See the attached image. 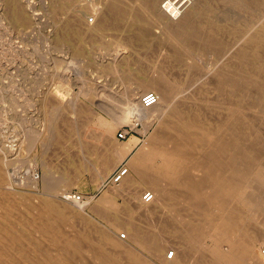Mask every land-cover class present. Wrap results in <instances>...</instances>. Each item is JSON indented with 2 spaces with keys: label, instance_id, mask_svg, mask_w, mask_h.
Wrapping results in <instances>:
<instances>
[{
  "label": "bare ground",
  "instance_id": "obj_1",
  "mask_svg": "<svg viewBox=\"0 0 264 264\" xmlns=\"http://www.w3.org/2000/svg\"><path fill=\"white\" fill-rule=\"evenodd\" d=\"M34 1L31 5L24 0H3L2 3L0 2L2 4V12L0 11L3 16L2 20L10 23L16 30H20V28L27 29V27H29V32H31L32 30L30 27L32 25L36 27L34 24L43 17L41 13L32 11ZM40 1L42 2L43 0ZM44 1L51 3V5L49 4L50 7L55 4L53 0ZM55 1L57 2L58 0ZM214 2H219L224 9H226L225 6L228 5L234 10L235 15L225 14L223 10L221 12V9H219L222 7H219L218 9L220 11L218 12L221 13L223 18L221 20L216 19V16L211 15V13L216 10L212 7ZM63 5H65L64 9L68 11L66 19L73 27L72 29H68L70 33L67 36L65 35V40H73V38H76V41L73 42L75 44L73 49L74 54L72 53L75 58L74 61L80 64L85 61L89 63L92 62V59L93 61L96 59L97 62L94 64L99 70L120 79L122 81L120 84H122L123 87L124 84H126V86L125 89L122 88L120 91L118 90L119 92L116 91L115 88L114 90L112 89L114 91V94L111 96L112 98L108 96L103 99V90L108 86L90 82L85 78L86 75L85 77L83 76L84 78L81 75L80 92L89 94V96L95 93V96H92V98L88 100L91 102L89 105L90 108L83 109L86 106L77 107L78 105H76V103L79 100L76 101V95L74 98L71 97L64 102L59 95L54 93L56 97L53 94L54 97L51 95V98L55 99L50 98L49 100L50 105H52V111L50 112V121L48 118L47 120L49 123L45 125L46 133L40 132L43 131L41 129L39 131L40 133L36 135L33 132L35 134L33 135L30 129L29 131L27 130L23 133L24 136L22 139V142H25V146L28 148L30 144L34 145L37 140L40 142V145L44 147H47V143L49 142L55 149V147L57 148L59 146L65 147L69 141H73V143L77 145L78 151L83 153L81 162H83L82 166L84 169L81 170V172H88L92 178L91 181H96V184L102 186L105 184L106 177H108L107 175L110 170L114 168L115 163L122 160L130 153L131 142L121 144L111 150L107 142L112 139V130L110 129L109 131L108 129L105 142H103L102 145L94 144L91 141L82 143L83 139L81 140V136L89 124L96 126L98 123L102 124V126H107V119L102 116L103 113L101 115L98 111L109 114V119L111 117L114 118L116 123L129 122L130 126L134 129H136V125L139 123L144 127V131L152 128L154 124L155 127L147 136L144 145L131 155L126 163L127 167H123L126 171L123 174L119 171V178L117 180L112 177V180L109 181V183H111L109 189L103 191L99 199H93L95 202L92 200V203H89L90 199L89 202L80 204L72 203L70 205L64 203V201L62 202L52 198L53 195L50 193H67V189L72 185L74 179L76 182L80 179L77 178L76 180L78 175H75L76 177L70 180L69 178H65L69 176L65 174L66 176L64 178L60 177L61 183L59 179V183L57 182L58 184L53 186L52 189L48 188V190H46L49 193L47 197L45 196L37 199L40 204L38 207L35 206L37 208H33V210H31L32 206L29 205H21L23 206V208H21L19 201H22V199L20 198L21 196L18 197L17 195V188L27 183V175L23 178L21 177L22 179L20 181L19 179L18 181L14 179L15 177L13 176L15 174H13V169H18L17 166L19 167L24 159L22 158V160L19 158L21 155L14 157L15 154L11 155L12 150L10 151V149L8 150L7 148L6 150L10 151L11 154L8 155L9 157L3 156V153L7 151L3 152V145H1L0 264H219L218 261L221 258L224 260L225 264H262L260 260L257 261L258 258L255 256V245L256 243L264 241V209L256 210L257 208L255 207V212L257 214L254 217V224L252 223L250 224L252 226H247V224H249L247 223V214H243L242 211L235 208L233 201L236 196H239L244 205L257 206L260 199L262 201L264 200V163L256 159L258 150L260 147L263 148L264 145L254 142L257 139L255 136L256 132L254 129L253 131L249 130L251 128V126L249 127L251 119L244 116L243 112L247 106L242 102L243 96L249 95L250 88L254 87L253 90H255L258 86L264 85V82L261 81L263 79L259 78L260 80H258V66L264 70L262 67L264 66V54H261L262 56L259 55V51L260 53H264V51L259 50L264 44V22H258V11L260 7L261 9L264 8V0H70L68 4L64 3ZM45 6L44 4L42 7ZM62 7L61 5V8ZM54 10L57 11V8ZM87 14L93 15L92 22H88V20L85 19ZM261 20L264 21V19ZM39 23L40 22H38V24ZM63 23H65V21ZM68 23L67 27L69 26ZM51 24L53 25H51L53 30L51 33L47 34V39H55L59 37L58 33L62 32H56V27H58L60 23L58 24V22L53 20ZM239 25L241 29H239ZM152 29H156L160 32L158 36L160 39L166 42L169 41L171 44H175V46L178 47L179 52L177 54L185 56V61H187L185 70L188 73L195 67V62L193 60L196 55L199 56L207 53L214 56L210 59L211 61L205 68V76L202 78L201 83H186L187 80L184 79L187 77H183L184 81L179 83L176 81L170 82L168 80H165V82L159 79L160 75L155 76V74L151 72V69L150 71L147 70L148 72L137 69V71L135 70L137 72H135L136 75L130 76L131 79L134 78L136 80L135 82L132 80L135 86L131 87V80L129 79L130 81H127L128 77L125 76V72L123 73L121 69L128 65L130 59L133 58L131 57V51L133 49L130 50L129 48H125L127 45H121L119 47L116 45L115 48V45L111 43H108L106 46L102 44L100 47L97 43L98 40L95 38L99 37L101 40L102 37H109L111 34L109 33L110 31L118 30L121 32L120 35H123V38L120 36L123 41H114V43L120 42L127 44L124 40L126 38L129 40L132 36L134 39L137 37L139 41L140 39L142 41H148V39H150L149 37L152 36L150 34ZM235 30L240 33L237 35L235 33L234 35ZM133 31L136 32L134 33ZM123 32L127 33L122 34ZM0 33H2V31ZM43 33L45 34V32ZM221 33L226 36L227 34L234 35L233 44L232 42L227 43L225 48L223 45V50L220 49L221 42L218 38ZM154 34H157V32ZM230 38L232 40L231 36L229 39ZM258 44L261 45L259 46ZM176 47H174V51L177 50L175 49ZM130 48L132 47L130 46ZM162 53L163 52H161V54ZM167 55L165 58H167ZM162 57H160L161 59L158 58L162 61ZM170 58L172 59V57ZM67 61L68 60H66V62ZM72 61L70 60L68 62L73 64L74 61ZM170 61L171 60H169V62ZM153 62L155 61L153 60ZM176 62H178V60H176ZM192 62H194V65ZM163 65H165V63ZM52 66L50 71L46 68V73L57 76V79L64 80L66 82L64 84L65 86H70L68 83H72L74 80L73 78H77L76 76L69 77V74L66 75L62 67L57 65ZM82 67H75V69H81L82 72L78 70L76 72L78 74H76L75 71L74 73L76 75H79L80 72L84 73ZM134 67L137 68V66ZM151 68L155 67L153 66ZM195 68L199 69V67ZM71 73L74 74L73 72ZM164 74H166V71ZM199 74L201 73L199 72ZM44 76L46 77V75L42 77ZM191 76H188L189 79L194 77ZM196 78L195 76V79ZM36 82H38V80ZM198 83L200 85H198ZM210 85H214L213 88L215 87L219 95H224L225 98H231L233 96L241 98L239 101L236 100L237 103L234 101L233 105L235 106H232L233 108L231 107L230 113L229 111H227L228 114L226 113L228 116L221 114L217 115V117H211L213 114L208 115L197 102L191 103L196 100V98L193 97L194 95H190V97L192 96L191 98L189 96L186 97L191 93H189L190 90L195 92L197 86L203 89L206 86L212 88ZM15 87V85L10 86V95L1 94V98L3 99L6 96L9 98V101L17 105L18 102H16V99L19 94L17 95L18 92L15 91ZM108 88L111 89L110 85ZM113 91H111V93H113ZM148 92H153L157 98L156 101L160 102V104L161 102L163 104L160 96H163L162 93L166 95V102L163 105L161 104L163 108L160 111H157L153 104L147 107L141 104V97ZM200 92L196 90L195 95L197 96V93ZM202 97L204 96H201V98ZM186 98H190V101ZM206 100L208 101V99ZM217 104H219V106H224L226 101L221 100ZM91 105L94 106V108ZM75 112L76 115L78 112L83 113L82 115H77L79 118L75 122L72 121L73 123L71 124L69 121L72 115L69 116V114L73 113V115H75ZM63 113L68 114L69 121L65 118L60 119ZM51 117L53 119H51ZM48 121L45 120V122ZM0 122L3 123L2 120ZM17 126L19 127V125ZM94 133L93 130H91L88 133V138H93ZM246 135L254 142V146H249L250 151H253L251 153L252 155H250V153L248 154V161L252 160V163L245 160V158H247L246 155H244L245 158L235 157V155L243 154V151L238 149L236 154H234V149L239 148V146L232 147L233 144L230 143V139H233V141L242 140ZM250 138L248 140H250ZM30 141L31 143L29 144ZM83 142L85 141L83 140ZM237 143H239V141ZM69 146L71 147V145ZM69 146L67 145V147ZM42 149L44 151L43 147ZM51 149L49 148V151ZM143 150L146 152H143ZM45 152L46 150L44 153ZM71 152L73 151L71 150ZM19 153L16 154L18 155ZM6 154H9V152ZM42 155L43 154H41V156ZM68 158L69 157H67V159ZM42 159L43 158H41V161ZM155 160H158V162L156 161L157 164ZM25 163L27 162L25 161ZM40 165L42 171L46 170L48 166L47 162H42ZM223 165L225 167H223ZM129 170L130 172H128ZM131 171L134 175L136 174V177L133 176ZM48 172L55 175L54 172L56 173V170L55 168L48 167ZM40 173L41 172L32 170L31 177H28L32 179V181L28 182L33 183L32 185H34V187L37 182L42 181ZM41 174H43V172ZM49 177H52V175L48 176V179L45 178L50 180ZM24 178H26V180ZM55 180L53 179L52 181L54 182ZM47 184L49 186V183H46L45 186H47ZM116 187L122 188L117 189ZM145 188H148V193L151 194V198L148 201L142 198V191ZM125 194L126 197H128L124 198L126 200V205L119 207L114 203L113 198H115L116 195L121 197ZM77 195L79 194L66 195L65 197L77 201L81 199L80 195L78 198L76 197ZM66 198L64 199L66 200ZM23 200L31 202L29 198H23ZM32 205L36 204L33 203ZM88 205L90 209L92 208V210L95 211V214L106 218L105 220L103 219L105 221L103 225L113 227L112 230L116 231L118 234L124 233V238L121 236H110L108 233L112 230L91 227L93 236L96 235L92 238V235L90 237L87 234L89 231L85 232L81 230V227L78 228L79 226L77 227V223L74 219L76 216L83 214ZM177 205L183 206L186 212L183 211L184 213L178 214ZM252 209L254 208L252 207ZM30 210L34 212H30ZM192 210L198 211L199 214L197 215L205 219L201 221V223L195 222V219L192 217L195 216V214H190ZM139 211L144 213V215L154 214L159 211L170 212V215L178 220L180 226L177 227L179 229H175V227L172 232H169L173 234L172 237H168L169 235H165L166 233L158 234L157 232L153 234L147 232L139 228L137 226L138 223L133 219L128 218V213ZM141 219L143 218L141 217ZM77 220L79 221V219ZM156 220L158 221V219ZM144 227L145 226L142 228ZM204 238L212 239L214 242L212 250L220 254L219 259L213 257L214 259L210 260L205 255L207 252H202V240ZM220 242H227L229 244V253L223 254L219 251L218 247ZM140 249L143 250L142 252H145L146 258L137 252V250L140 251ZM261 250L258 256L261 255L260 253L262 252L264 255V244ZM169 252L172 253L171 256H168ZM262 257L263 256H261V260L263 261L264 258Z\"/></svg>",
  "mask_w": 264,
  "mask_h": 264
},
{
  "label": "rangeland",
  "instance_id": "obj_2",
  "mask_svg": "<svg viewBox=\"0 0 264 264\" xmlns=\"http://www.w3.org/2000/svg\"><path fill=\"white\" fill-rule=\"evenodd\" d=\"M3 1V0H2ZM2 1H0L2 3ZM24 1H27L29 4H31L34 0H24ZM38 1V2H37ZM44 1V0H43ZM42 1V2H43ZM40 0H35L34 1V5L32 7V11L34 12H38V13H41L43 15V17L41 19H39L38 22H40L38 24V22H36L34 25H36V27L33 25L30 27V30L31 32H29V27L26 28H20L19 29H15L10 23H7V22H4L2 20L3 16L1 14L2 10H1V7H2V4L0 3V32L2 31V33H0V121L2 120V122H0V146H2V149H3V152L7 151L6 153L9 152V154H6V153H3V156H7L9 157L8 155H14V157H18L20 156L19 158L20 159H24V161L21 162L20 166L16 169H13V176L15 177L14 179H16L19 181L25 177L26 175V178L28 179V181H32V179L28 178L30 175H31V171L34 170V171H38V172H43V174L40 173V176H41V180L42 181H39L37 182V184H35V187L34 185H32L33 183H29L27 181V183L25 184H22V186H20L19 188H17V195L18 197L21 196L20 198L22 199V201H19V204H20V207L23 208V206L25 205H29V206H32V209H36L40 202L37 200L38 198L40 197H47L49 195V193L46 191L48 190V188L52 189L53 186H55L56 184L59 183V179H60V183H61V178H64L67 174L69 176L65 177V178H69L70 180L72 179L73 180V177L75 178L77 175L78 177H76V180L77 178L80 180H77L78 182H72V185L70 187H68L67 189V193H50L52 194L53 196H56V197H53L52 195V198L54 199H58L59 201H64V203L66 204H72V203H83V202H90L89 203H92V200H97L99 199L102 194H103V191H105L106 189H109L111 183H109V181L112 180L111 176L114 175V173L119 170V169H122L124 166H126V163L127 161L129 160V158L131 157L132 154H134L135 152H137L143 145H144V141L146 140L147 136L152 132V130L154 129L155 127V124L152 125V128H150L149 130H146L144 131L145 129H143L144 127H142V125L139 123L136 125V129L132 128L130 126V123L129 122H122V123H118V125L116 126V120L114 118H110V116H108L109 114L105 113V112H102V111H98L101 115L103 113V117L107 119V126H102V124H98L95 126L93 124H89L87 129L84 131V135L82 134L81 136V140L83 139L85 142H83L82 140V143H87L89 141H91L92 143L94 144H97V145H102L103 142H105V139H106V135L108 133V129L110 131V129L112 130V139L111 140H107L108 144L110 145V149L113 150L115 149L114 147H117L121 144H126V143H129L131 142V151L128 155H126L122 160L120 161H117L115 163V166L114 168H112L110 170V172L108 173V177H106L107 179L105 180V184L100 186L98 184H96V181H91V176L88 172L86 171H82L84 168H83V162H81V158L83 156V153H81V151H78L77 149V145H75V143H73V141H69L65 147L63 146H59V147H55L54 149V146H51V144L48 142L47 143V147L45 148L43 145H40V142L36 140V143H34V145L30 144L31 141L29 142L30 146L27 148L25 146V142L23 143L22 142V139H23V133L26 132L27 130L29 131L30 129V132H34L36 135L37 133H40V132H45V125L47 123H49L50 121V115H51V106L50 105V98H51V95L52 97H56V95H59L60 98H62V100L65 102L67 101L69 98H74L75 95V99L77 101L76 105H78L77 107H85L83 109H89L90 108V101L89 98H92V96H95V93L94 94H84L83 92L81 93L80 92V82L82 79L83 76L86 77L88 79V81L90 82H95V84H103L102 86H108L110 85L111 89L110 88H106L103 90V99L107 98L108 96H112V94H114V88L116 91H120L122 88L125 89V86L126 84H124V87L122 86V84H120L122 81L118 78H115L114 76H112L111 74L109 73H105V72H102L101 70H99L97 68V66L94 64L96 61V59L93 61L92 59V62H83V63H76V61H74V55H72L73 53V49H74V43L76 41V38H73V40H65L66 36L69 35V31L68 29H72V25L68 23L67 21V15H68V11L66 9H64L65 5H63L64 3L68 4L70 2V0H58L57 2L55 0H53V2L55 3L53 6L50 7L51 3H47V2H43L42 3ZM52 2V1H51ZM63 2V4H62ZM57 3V4H56ZM37 4V5H36ZM40 4V5H39ZM44 4L46 5L45 7H42L44 6ZM50 4V5H49ZM32 5V4H31ZM49 5V6H48ZM57 5V6H56ZM61 5L63 6L61 8ZM213 8H215L214 12L211 13V15L213 16H216L215 18L218 19V20H221L223 17L221 15L219 9H221V12L222 10L224 11L225 14H229V15H235V12L234 10L229 7L228 5L225 6L226 9H224V7L219 3V2H214L212 4ZM221 5V6H219ZM35 6V7H34ZM217 8H216V7ZM39 7V8H38ZM44 9H42V8ZM219 7H222V8H219ZM264 7V6H263ZM57 8V11H55L54 9ZM60 8V9H59ZM219 8V9H218ZM35 9V10H34ZM63 9V10H62ZM264 10V8H262ZM261 9L260 7V10L258 11V22H264L263 20L261 19H264V11ZM45 10V11H44ZM53 10V12H52ZM44 11V12H43ZM217 11V12H216ZM230 11V12H229ZM50 12V13H49ZM67 12V13H66ZM216 13V15H215ZM47 14V15H46ZM51 14V15H50ZM50 15V16H49ZM65 15V16H64ZM88 16V17H87ZM243 16V15H242ZM241 16V17H242ZM58 17V18H56ZM60 17V18H59ZM62 18V19H61ZM92 18H93V15L91 14H87L85 16V19L88 20V22H92ZM51 19V20H50ZM56 21L58 22V27H56V32H61V33H58L59 34V37H56L55 39H47L46 36L47 34L51 33L52 30H53V25L51 24L52 22ZM61 20V21H60ZM52 21V22H51ZM65 21V23H63ZM67 23H68V27H67ZM5 24V25H4ZM63 24V26H62ZM52 25V26H51ZM121 25V24H120ZM4 26V27H3ZM240 26V25H239ZM238 26V27H239ZM62 27V28H61ZM3 28H4V32H3ZM7 28V29H6ZM11 28V29H10ZM42 28V29H41ZM45 30H44V29ZM49 28V29H48ZM121 28V27H120ZM16 31H15V30ZM25 29V30H24ZM36 29V30H35ZM239 29H241V26L239 27ZM237 29V30H239ZM23 30V31H22ZM59 30V31H58ZM154 32H153V31ZM150 34L152 35L151 37H149L150 39H148V41H142L140 39V41L137 39V37H134L129 40H127L128 38H126L124 41L127 42V44H124V43H114V41H123V35H120L121 32L118 31V30H112L110 31L109 33H111L108 36H105V37H102L101 40L99 37H95L96 40H98V46H106L108 43L110 44H114L115 45V48H116V45L117 47L119 46H126L125 48H129L131 51V57H133L132 59H130V62L128 65H126L125 69H121V71L123 70V73L125 74L126 77H128L127 81L129 82L130 80V86L131 87H134L135 84L134 82L136 81L134 78L131 79L130 76H134L136 75V71L137 69H141L143 71H150L151 69V72H153V74H155V76H159L158 78L160 80H168L170 82H174L176 81L177 83L179 82H182L184 80H187V82L189 83H201L202 81V78L205 76L204 73H205V68L207 67L208 63L211 61L210 59H212L214 56L211 55V54H203V55H196L195 56V59L193 60L195 62V67H199L198 68H193L192 71H190V73H188L185 69H186V64H187V61H185V56H181L180 54H177L179 51H178V47L175 46V44H171L169 41H165V40H162L160 39L158 36L160 35V32L158 30H154L152 29ZM237 30H235L234 32V35L236 33L239 34L240 32H236ZM28 31V32H27ZM35 31V32H34ZM66 31V32H65ZM7 32V33H6ZM19 32V33H18ZM23 32V33H22ZM37 32V33H36ZM45 32V34L43 33ZM134 33L136 31H133ZM153 32V33H152ZM155 32H157V34H154ZM19 35H18V34ZM114 33V34H113ZM127 32H123L122 34H126ZM32 34V35H31ZM38 34V35H37ZM219 34L220 37L219 40L221 42V47L220 49L223 50V45H224V48L225 46L227 45V43H230L232 42L233 44V37L234 35L232 34H227V36L225 34ZM27 37H26V36ZM44 35V36H42ZM61 35V36H60ZM66 35V36H65ZM114 37H113V36ZM217 35V36H219ZM229 35V36H228ZM120 36L122 38H120ZM232 37V40L231 38L229 39V37ZM39 37V38H38ZM42 37V38H41ZM44 37V38H43ZM75 37V36H74ZM31 38V39H30ZM33 38V39H32ZM38 38V39H37ZM223 38V39H222ZM108 39V40H107ZM222 39V41H221ZM228 39V40H227ZM36 40V41H35ZM49 41V42H48ZM47 42V43H46ZM141 42H144V43H141ZM146 42V43H145ZM22 43V44H21ZM46 45H45V44ZM68 43V44H67ZM134 43V44H132ZM137 43V44H136ZM170 43V44H169ZM42 44V45H41ZM48 44V45H47ZM66 44V45H65ZM23 45V46H22ZM61 45V46H60ZM259 46L261 44H258ZM264 45V44H263ZM263 45L262 47H260L259 50L261 51H264V48H263ZM44 46V47H43ZM66 46V47H65ZM130 46L132 48H130ZM24 47V48H23ZM43 47V48H42ZM53 47V48H52ZM65 47V48H63ZM174 47H176L174 51ZM21 48V49H20ZM26 48V50H25ZM45 48V49H44ZM58 48V49H57ZM163 48V49H162ZM262 48V49H261ZM135 49V50H134ZM139 49V50H138ZM7 50V51H6ZM25 50V51H24ZM58 50V51H57ZM68 50V52H67ZM70 50V51H69ZM172 50V51H171ZM258 50V51H259ZM18 51V52H17ZM25 53H23V52ZM54 51V52H53ZM143 51V52H141ZM166 51V52H165ZM169 51V53H168ZM177 51V52H176ZM5 52V53H4ZM7 52V53H6ZM43 52V53H42ZM62 52V53H61ZM161 52H163L161 54ZM60 53V54H59ZM141 53V54H140ZM158 53V54H157ZM167 55V58L166 55ZM173 53V54H172ZM175 53V54H174ZM21 54V55H20ZM64 54V55H63ZM74 54V53H73ZM140 54V55H139ZM264 53H260L259 51V55L262 56ZM165 55V56H164ZM174 55V57H173ZM205 55V56H204ZM5 56V57H4ZM66 56V57H65ZM140 56V57H139ZM163 56V57H162ZM172 57V59L170 57ZM203 56V57H202ZM24 57V58H23ZM61 57V58H60ZM130 57V58H131ZM145 57V58H143ZM160 57H162V61L159 59ZM178 57V58H177ZM199 57V59H198ZM264 57V55H263ZM23 58V59H22ZM45 58V59H44ZM54 58V59H53ZM56 58V59H55ZM64 58V59H63ZM74 62L72 61V59ZM180 58V59H179ZM182 58V59H181ZM158 59V60H156ZM165 59V60H163ZM175 59V60H174ZM51 60V61H50ZM65 60V61H64ZM66 60L68 61H72V63H69L68 61L66 62ZM146 60V61H145ZM153 60L155 62H153ZM169 60H171L169 62ZM176 60H178V62H176ZM50 61V62H49ZM157 61V62H156ZM184 61V62H183ZM189 61V59H188ZM27 62V63H26ZM32 62V63H31ZM49 62V63H48ZM58 64H57V63ZM167 62V63H166ZM186 62V63H185ZM194 62L193 65H194ZM207 62V64H206ZM45 63V64H44ZM92 63V64H91ZM165 63V65H163ZM184 63V64H183ZM85 64V65H84ZM136 64V65H135ZM150 64V66H149ZM52 65H57L59 67H62V69H64V73L67 75L69 74V77H74L76 76L77 78H73V82L71 83H68L70 86H65L64 84L66 83L64 80H59L57 79V76H54V75H51L49 73H46V68L48 71H50V68H52L53 66ZM65 67H64V66ZM77 65V66H76ZM83 67H82V66ZM161 65V66H159ZM198 65V66H197ZM204 65V66H203ZM206 65V66H205ZM51 66V67H50ZM83 69V72L84 73H81V69H77V68H81ZM134 66H137L134 67ZM147 66V67H146ZM155 67V68H151V67ZM168 66V67H166ZM10 67V68H9ZM17 67V68H16ZM75 67H77L75 69ZM141 67V68H140ZM159 67V68H157ZM258 80L260 79H263L264 80V70H262V68L260 66H258ZM263 69H264V66H262ZM45 68V69H44ZM149 68V69H147ZM24 69V70H23ZM87 69V70H86ZM89 69V70H88ZM91 69V70H90ZM146 69V70H145ZM153 69V71H152ZM155 69V70H154ZM164 69V70H163ZM182 69V70H181ZM204 69V70H202ZM41 70H42V73H41ZM78 70H80L81 74L79 73V75H76L78 73H76ZM136 70V71H135ZM186 72H185V71ZM19 71V72H18ZM75 71V73H74ZM86 71V72H85ZM147 71V72H148ZM156 71V72H155ZM166 71V74H164ZM201 74H199V72ZM204 71V72H203ZM263 71V72H262ZM28 72V73H27ZM45 72V73H43ZM71 72H73L74 74H72ZM89 74H88V73ZM132 72V74H131ZM134 72V73H133ZM136 72V73H135ZM164 72V73H163ZM170 72V73H169ZM174 72V73H173ZM185 72V73H184ZM2 73V75H1ZM11 73V74H10ZM87 73V74H86ZM181 73V74H180ZM188 73V74H187ZM7 74V75H6ZM30 74V75H28ZM46 75L45 79L44 77H42L43 75ZM93 74V75H92ZM163 74V75H162ZM169 74V75H168ZM171 74V75H170ZM185 74V75H184ZM197 74V75H196ZM199 74V75H198ZM20 75V77H19ZM49 75V76H48ZM82 75V77H81ZM165 75V76H164ZM192 75V76H191ZM80 76V77H79ZM188 76H191L193 78H190ZM195 76L197 77L195 79ZM263 76V77H262ZM7 77V78H6ZM13 77V78H12ZM25 77V78H24ZM28 77V78H27ZM83 77V78H84ZM95 77V78H94ZM171 77V78H170ZM186 79H184V78ZM31 78V79H30ZM64 78V77H63ZM79 78V79H78ZM101 78V79H100ZM165 78V79H164ZM199 78V79H198ZM260 78V79H259ZM44 79V81H43ZM85 79V80H87ZM130 79V80H129ZM184 79V80H183ZM8 82H6V81ZM38 80V82L36 81ZM42 80V82H41ZM119 80V81H118ZM134 82H133V81ZM172 80V81H171ZM198 80V81H196ZM263 80H261L262 82H264ZM104 81H105V84H104ZM118 81V82H117ZM165 81V82H166ZM195 81V82H194ZM13 82V83H12ZM16 82V84H15ZM175 82V83H176ZM28 83V84H27ZM36 83V84H35ZM124 83V82H123ZM198 83V85H200ZM39 84V85H38ZM94 84V85H95ZM107 84V85H106ZM116 84V85H115ZM119 84V85H118ZM15 85V91H17V95H18V98L16 99V102H18V104L16 105L15 103H12L11 101H9V98H7L5 96V98H1V94H8L10 95L9 93L10 92V86H13ZM79 85V86H78ZM189 85V84H188ZM18 86V87H17ZM34 86V87H33ZM65 86V87H64ZM101 86V88H102ZM212 88L213 86L210 85ZM37 87V88H36ZM121 87V88H120ZM201 88V89H199ZM210 88L209 86H206L204 89L200 86H197V88H195V92H192L191 90L189 91V93H193V94H189L187 95L186 97H190V95H194L193 97L196 98V100L192 101L191 103H195L197 102L199 104V106L203 107V109L206 111V113H208V115H211L212 116H215L217 117V115H221L223 114L224 116H228L226 115V113L228 114L227 111H229L230 113V110H231V107L235 106L233 105L234 101L235 103H237V101L241 100V98L237 97V96H233L231 98H225L224 95H219L218 93V90H215V87L212 89ZM78 89V90H77ZM107 89V91H106ZM113 89V90H112ZM123 89V90H124ZM202 91V92H200ZM207 89V91H206ZM210 89V90H209ZM253 88H250L249 90V95H246V96H243V99H242V102L244 104H246L245 106H247V108L245 109V111L243 112L244 116L248 117L251 119L250 121V125L249 127L251 126V128L249 130H252L253 129L255 130V136H256V141H254L255 143L257 142L258 144H262L264 145V85L263 86H258V90L255 89L253 90ZM29 90V91H28ZM122 90V91H123ZM196 90L197 92H200V93H197V96L195 95L196 93ZM20 91V92H19ZM23 91V92H22ZM45 91V92H44ZM110 91V92H109ZM111 91H113V93H111ZM118 91V92H119ZM121 91V92H122ZM204 91V92H203ZM253 91V93H252ZM259 91V92H258ZM30 93V94H29ZM56 95H55V94ZM188 93V92H187ZM218 93V94H217ZM54 94V96H53ZM106 94V95H104ZM199 94V96H198ZM202 94V95H201ZM206 94V95H205ZM72 95V96H71ZM78 95V96H77ZM162 95L164 96L165 94L162 93ZM214 95V96H213ZM58 96V97H59ZM163 96H160L162 98V101H163V104H165L166 102V95L163 97ZM201 96H204L201 98ZM192 97V96H191ZM190 97V98H191ZM78 98V99H77ZM112 98V97H111ZM189 98V99H190ZM205 101H204V99ZM219 100H218V99ZM233 98V99H232ZM51 99H55V98H51ZM187 99V98H186ZM187 99V100H189ZM199 99V100H198ZM208 99V101L206 100ZM229 99V100H228ZM165 100V101H164ZM203 100V101H202ZM221 100H225L226 101V104L224 106H219V104H217L219 101ZM237 100V101H236ZM251 100V101H250ZM48 101V102H47ZM190 101V100H189ZM217 101V102H216ZM230 101V102H229ZM79 102V103H78ZM156 103H153V105L156 107L157 111H160L163 106H161L160 102L158 101H155ZM205 102V103H204ZM232 102V103H231ZM47 103V104H46ZM81 103V104H80ZM85 103V104H84ZM207 103V104H206ZM210 103V104H209ZM229 103V104H228ZM162 104V105H163ZM213 106H212V105ZM49 105V106H48ZM205 105V106H204ZM254 105V106H253ZM18 106V107H17ZM48 106V107H47ZM92 106V105H91ZM94 108V106H92ZM225 107V108H224ZM232 107V108H233ZM17 109V110H16ZM96 109V108H95ZM213 113H212V111ZM219 111H217V110ZM260 110V111H259ZM17 111V112H16ZM89 111V110H88ZM217 111V112H216ZM252 111V112H251ZM263 111V112H262ZM222 112V113H221ZM247 112V113H246ZM83 113V112H82ZM82 113L78 112L77 115L79 116L80 114L82 115ZM132 113V112H130ZM217 113V114H216ZM76 115V112L74 113ZM66 115V116H65ZM68 114H65L63 113V115L60 116V119H68L69 121V117L67 116ZM72 115V116H71ZM72 114H69L70 117V121L71 124L75 121H77V119L79 118L77 115V118L76 116ZM253 115V116H252ZM21 119H20V118ZM9 118V119H8ZM49 118V121L47 120ZM4 119V120H3ZM51 119H53L51 117ZM76 119V120H75ZM48 121V122H45ZM23 121V122H22ZM73 121V122H72ZM110 121V122H109ZM114 121V123H113ZM253 121V122H252ZM20 122V123H19ZM255 122V123H254ZM26 123V124H25ZM253 124V125H252ZM19 125V127L17 126ZM17 126V127H16ZM129 127L132 131H130L128 133V135H126V137L124 139H118L117 138V134L119 133V131L125 127ZM112 127V128H110ZM43 130V131H40V130ZM93 130V138H88V133ZM40 131V132H39ZM88 131V132H87ZM86 132V133H85ZM100 132V133H99ZM33 133V135H35ZM46 133V132H45ZM104 134V135H103ZM252 134V133H251ZM43 135V134H42ZM41 136V135H40ZM87 136V137H86ZM99 138H98V137ZM96 137V139H95ZM5 138V139H4ZM102 138V139H101ZM250 137H248V135L245 136V138H243L242 140H234L233 139H230V143L233 144L232 147H238L237 149H234V154H236V151L238 149H241L243 151V154L241 155H235V157H241L243 158L244 155H246L247 158H245L246 161H248V154L250 153V155H252L251 153L253 151H250V147L251 146H254V142L252 141V139L250 138V140H248ZM34 139V137H33ZM246 139V140H245ZM39 140V139H38ZM95 140V141H94ZM87 141V142H86ZM239 141V143H237ZM39 142V143H38ZM75 142V141H74ZM236 142V143H235ZM3 143V144H2ZM33 143V142H32ZM112 143V144H111ZM138 143V146L136 148V150L133 148L136 146V144ZM247 143V144H246ZM34 147H32V146ZM50 145V146H49ZM64 145V144H63ZM67 145H71V147H67ZM75 147H73V146ZM113 145V146H112ZM251 145V146H250ZM112 146V147H111ZM245 146V147H244ZM250 146V147H249ZM5 147V148H3ZM41 147V148H39ZM42 147L44 148V151L46 150V152L44 153ZM247 147V148H246ZM6 148L10 151L12 150V152L10 153V151L6 150ZM13 148V149H12ZM35 148V149H34ZM49 148L52 149L49 151ZM1 149V147H0ZM15 149V150H14ZM25 149V150H24ZM28 149V150H27ZM42 151H41V150ZM48 149V150H47ZM67 149V150H66ZM261 149V150H260ZM260 149L258 150V153L256 155H258L256 157L257 160L259 161H263L264 163V147H260ZM27 150V151H26ZM59 150V151H58ZM71 150L73 152H71ZM133 150V151H132ZM48 151V152H47ZM75 151V153H74ZM77 151V153H76ZM15 152V153H14ZM20 152V153H19ZM29 152V153H28ZM57 152V153H56ZM70 152V153H69ZM80 152V153H79ZM143 152H146L143 150ZM16 153H19L18 155ZM34 155H33V154ZM56 153V154H55ZM60 153V154H58ZM66 153V154H65ZM74 153V154H73ZM41 154H43L41 156ZM52 156H51V155ZM71 154V155H69ZM76 154V155H75ZM111 154V153H110ZM49 155V156H48ZM80 155V156H79ZM78 156V157H77ZM60 157V159H59ZM67 157H69L67 159ZM41 158L42 161H41ZM45 158V159H44ZM48 158V159H47ZM52 158V159H51ZM22 159V160H23ZM40 159V160H39ZM55 159V161H54ZM73 159V160H72ZM76 159V161H75ZM28 160V161H27ZM46 160V161H45ZM52 162H51V161ZM25 161L27 163H25ZM39 161V162H38ZM158 160H155V163L157 164ZM42 162H47V168L46 170L42 171L41 169V163ZM249 163H252V160H249L248 161ZM34 163V164H33ZM36 163V164H35ZM40 163V164H39ZM52 163V164H50ZM57 163V164H56ZM39 164V165H38ZM50 164V165H49ZM52 165V167H51ZM27 166V168H26ZM56 166V167H55ZM63 166V167H62ZM81 166V168H80ZM48 167L49 168H55L56 170V173L54 172L55 175L50 174V172H48ZM61 167V169H60ZM68 167V168H67ZM127 167V166H126ZM223 167H225L223 165ZM31 168V169H30ZM59 169V170H58ZM20 170V171H19ZM16 171V172H14ZM30 171V172H29ZM63 171V172H62ZM19 172V173H18ZM26 172V173H25ZM86 172V173H85ZM130 172V170L128 171ZM82 173V174H81ZM131 173H133L131 171ZM19 174V175H18ZM22 176H21V175ZM73 174V175H72ZM52 177H49L50 180H47L48 179V176H51ZM60 175V176H59ZM64 175V176H62ZM76 175V176H75ZM133 176L136 177V174L134 175L133 173ZM22 177V178H21ZM31 177V176H30ZM47 179H46V178ZM61 177V178H60ZM72 177V178H70ZM26 178H24L26 180ZM56 178V180H55ZM30 179V180H29ZM45 179V180H44ZM55 180L54 183L52 180ZM47 180V182H46ZM50 181V182H49ZM44 182V183H43ZM52 182V184H51ZM58 182V183H57ZM46 183H49V186L47 184V186H45ZM97 185V186H96ZM29 186V187H28ZM33 186V187H32ZM47 187V188H46ZM65 187V186H64ZM112 188V187H111ZM117 189H121L122 187H116ZM64 190V189H63ZM143 191L146 193V192H149V189L148 188H145L143 189ZM142 191V195H143V192ZM48 193V194H46ZM62 194V195H61ZM72 194H79L81 199L79 200H72V199H69V198H66L65 196L66 195H72ZM26 195V196H25ZM50 196V197H51ZM117 196V195H116ZM115 198H113V201L116 205H118L119 207L121 206H124L126 205L125 204V199L124 198H128L126 197V194L124 196H117ZM114 197V196H113ZM23 198L25 199H28L32 202H27V201H24ZM32 198V199H31ZM34 198V199H33ZM66 198V200L64 199ZM28 200V201H29ZM33 200V201H32ZM73 202H72V201ZM93 200V202H95ZM124 200V201H123ZM76 201V202H75ZM118 202V203H117ZM29 203V204H28ZM36 204V205H32V204ZM120 203V204H119ZM133 203V202H131ZM234 207L237 208L239 211H242L243 214H247L246 217L248 219V222L249 224H247V226H252L250 224H254V217L256 216V212H255V209L256 210H259V209H264V200L262 201L260 199V201H258V207L255 205H244L241 200H240V197L239 196H236L234 201ZM232 203V204H233ZM23 205V206H21ZM37 206V207H35ZM237 206V207H236ZM178 208V214H181V213H184L186 212L185 209H183L184 207L181 206V205H177L176 206ZM252 207L254 209H252ZM256 207V208H255ZM241 209V210H240ZM30 210V212H32ZM184 211V212H183ZM34 212V211H33ZM32 212V213H33ZM95 211L92 210V208L90 209L89 208V205L88 207H86L85 209V212H83V214L81 215H78L76 216V218L74 219V221L77 223V227L80 228L81 227V230H84L85 232L86 231H91V227H100V228H104V229H108V230H112L113 227H109L107 225H103L104 224V220L106 219L105 217L103 218L102 216L100 215H97L94 213ZM251 212V213H250ZM134 213V215H133ZM259 213V212H258ZM190 214H195V216H192L195 220V222L197 223H201V221H203L205 218L197 215L199 214L198 211H191ZM133 215V216H132ZM142 212H130L128 213V218H131L133 219L137 224V226L143 230H146L147 232H151L153 234H156L158 232V234H163V233H166L165 235H169L168 237H172L173 234L172 233H169V232H172V230L175 228V229H179L178 227L180 226L179 223H178V220L171 216L170 215V212H157V213H154V214H150V215H147ZM259 216V215H258ZM141 217L143 219H141ZM145 218V220H144ZM152 218V219H151ZM161 218V219H160ZM166 220H165V219ZM192 218V219H193ZM79 219V221L77 220ZM104 219V220H103ZM158 219V221L156 220ZM164 219V220H163ZM200 219V221H199ZM77 220V221H76ZM93 220V221H92ZM156 220V221H155ZM82 221V222H81ZM141 221V222H140ZM252 221V222H251ZM100 222V223H99ZM144 222V223H143ZM87 223V224H85ZM149 223V224H148ZM167 223V224H166ZM147 227V228H142L143 226ZM183 225V224H182ZM154 226V227H153ZM158 226V227H157ZM178 226V227H177ZM166 227V228H165ZM83 228V229H82ZM86 228V229H85ZM150 229V230H148ZM164 229V230H163ZM170 230V231H169ZM155 231V232H153ZM164 231V232H163ZM87 233L90 237L91 235L93 236V231H91L90 233ZM110 236H121L124 238V233H120L118 234L116 231H110L108 233ZM96 235H94L92 238H94ZM264 244V241H261L259 243H256L255 245V256L258 258L257 261L260 260V262L263 264L264 263V259L263 261L261 260V256H263L262 258H264V255H263V252L260 253L261 255L258 256V253L259 251H262L261 250V247L262 245ZM214 245V242L212 241V239L210 238H204L202 240V246H203V250L202 252H207L205 253V255L207 256L208 259L212 260L214 258L216 259H219V253H216L212 250V246ZM219 251H221V253L223 254H226V253H229L230 251V248H229V244L227 242H220L219 243ZM143 250L140 249L137 250V252L146 258V255H145V252H142ZM142 252V253H141ZM209 255H210V258H209ZM214 257V258H213ZM259 262V263H260ZM219 264H225L224 260L221 258L219 259L218 261Z\"/></svg>",
  "mask_w": 264,
  "mask_h": 264
},
{
  "label": "built area",
  "instance_id": "obj_3",
  "mask_svg": "<svg viewBox=\"0 0 264 264\" xmlns=\"http://www.w3.org/2000/svg\"><path fill=\"white\" fill-rule=\"evenodd\" d=\"M156 96H155V94L153 93V92H148L147 94H145V95H143L142 97H141V104L143 105V106H150L151 104H153L155 101H156ZM130 131H132L128 126L127 127H125V128H123V129H121L120 131H119V133L117 134V138L118 139H124L125 137H126V135H128V133L130 132ZM120 171V173L121 174H123L125 171H126V169L125 168H123V169H119L118 171H116L115 173H114V175L113 176H111V178L113 177L115 180H117L118 178H119V172ZM118 173V174H117ZM117 174V175H116ZM77 198L79 197V195H77L76 196ZM142 198L145 200V201H148L150 198H151V194L150 193H148V192H146V193H144L143 195H142ZM171 252H169L168 253V256H171Z\"/></svg>",
  "mask_w": 264,
  "mask_h": 264
},
{
  "label": "crops",
  "instance_id": "obj_4",
  "mask_svg": "<svg viewBox=\"0 0 264 264\" xmlns=\"http://www.w3.org/2000/svg\"><path fill=\"white\" fill-rule=\"evenodd\" d=\"M137 146H138V143H137L136 146L133 148V150H134V149L136 150ZM133 150H132V151H133Z\"/></svg>",
  "mask_w": 264,
  "mask_h": 264
}]
</instances>
